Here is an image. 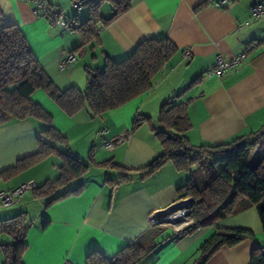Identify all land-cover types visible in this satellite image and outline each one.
Returning a JSON list of instances; mask_svg holds the SVG:
<instances>
[{"label": "crops", "instance_id": "obj_1", "mask_svg": "<svg viewBox=\"0 0 264 264\" xmlns=\"http://www.w3.org/2000/svg\"><path fill=\"white\" fill-rule=\"evenodd\" d=\"M67 21L49 24L35 11V4L25 0H0V17L7 25L23 32L39 64L60 89L87 85L86 67L102 69L105 57L122 60L145 38L167 37L177 47L152 88L120 107L92 116L82 108L67 115L42 89L31 99L51 116L54 126L68 140L61 148L88 164L87 171L65 186L80 192L48 203V198L26 192L16 204L0 207V219L26 212L32 223L25 240L23 264H85L86 256L99 249L111 257L124 246L154 228L149 225L152 211L179 201L178 188L192 178L206 180L200 167L191 172L178 171L170 162L151 175L142 177L137 168L161 153L160 141L151 127L157 128L160 106L179 94L178 101L189 99L186 110L189 128L185 136L193 145L221 143L249 134L264 126V18L251 15L253 5L264 0H226L223 6L206 0H132L131 7L109 23L99 27L95 43L79 46V33L70 24L82 19L71 11L66 0H46ZM103 3V17L112 14ZM77 15L78 21L73 20ZM87 17V14H86ZM247 24L239 27V24ZM92 46V47H91ZM185 49L190 55L185 56ZM69 52L75 61L64 69L59 60ZM245 54L243 61L220 77H204L216 56L231 58ZM193 80H197L191 84ZM150 119L133 128L137 115ZM45 127L37 120H11L0 126V190H9L32 181L40 185L58 176L60 163L50 155L31 167L6 177V169L37 150V136ZM106 128V130H104ZM123 137L115 149L102 148L104 140ZM50 160V161H49ZM124 177V179H121ZM245 228L252 232L233 246H222L204 264H250L251 252L264 247V233L254 206L248 205L210 227L172 239L173 227L162 229L155 239L157 248L146 253L136 264H194L198 250L216 230ZM11 238L0 233V245ZM0 264L3 254L0 249Z\"/></svg>", "mask_w": 264, "mask_h": 264}, {"label": "trees", "instance_id": "obj_2", "mask_svg": "<svg viewBox=\"0 0 264 264\" xmlns=\"http://www.w3.org/2000/svg\"><path fill=\"white\" fill-rule=\"evenodd\" d=\"M214 1L206 0L196 9ZM103 3H109L113 10L106 18L100 13ZM131 3L132 0H87L86 19L79 22L76 15L73 20L76 19L78 24L72 21L70 24L81 38L74 51L93 45L99 27L123 14ZM176 51L177 47L167 37L151 36L135 45L122 60L115 61L106 56L102 69L86 67L88 77L84 90L75 86L60 89L39 64L21 29L5 24L0 17V126L11 120L25 119L45 125L37 136L36 152L19 159L2 174L6 177L15 175L50 155H57L61 160L58 176L36 185L31 193L38 198H48L47 204H50L80 192L82 185L73 190H60L81 177L88 164L58 149V145L68 146V140L54 126L52 116L31 99L32 92L44 90L67 115L85 108L92 116H98L148 92L154 78ZM179 94L160 106V128L151 127L160 141L161 153L136 169L146 177L170 162L178 171L191 172L192 168L200 167L205 172L206 180L195 182L190 178L178 188V199L191 198V222L176 230L171 238L179 239L198 228L210 227L248 205L255 207L264 233V126L229 141L193 145L185 136L189 128L186 114L189 99L178 101ZM149 119L138 114L133 120V128ZM31 223L26 212L0 219V233L11 238L10 242L0 245L3 264H23L22 256L28 246L25 237ZM162 231L157 226L148 230L111 257L93 249L86 256L85 264H136L146 253L157 248L155 239ZM246 236H252V232L245 228L216 230L200 246L194 264H204L220 247L233 246ZM250 264H264V247L251 252Z\"/></svg>", "mask_w": 264, "mask_h": 264}, {"label": "built area", "instance_id": "obj_3", "mask_svg": "<svg viewBox=\"0 0 264 264\" xmlns=\"http://www.w3.org/2000/svg\"><path fill=\"white\" fill-rule=\"evenodd\" d=\"M87 0H70V5L75 10H80L86 3ZM35 4V11L40 16L47 19L49 24H60L66 25L67 21L62 17L60 13L53 10L51 5L46 0H33ZM226 0H215L213 4L216 7L224 5ZM251 15L257 18H264V5L257 3L250 9ZM247 24H239V27ZM185 56L190 55V50L185 49ZM245 54H239L231 58H225L221 54L216 56L214 65L204 71V77L217 76L220 77L231 69L236 68L244 59ZM76 54L69 52L59 60V67L64 69L69 63L75 61ZM106 130V128L104 129ZM124 141L123 137H119L115 140H104L102 142V148L108 151L115 149V146ZM35 183L32 181L23 183L15 188L9 190H0V207H9L17 202L24 196L26 192L31 191L35 187ZM191 198H181L179 201L173 203L167 208L152 211L149 215V225L156 227L161 224H170L178 230L184 225H188L191 222ZM63 264H72L70 261L65 260Z\"/></svg>", "mask_w": 264, "mask_h": 264}, {"label": "rangeland", "instance_id": "obj_4", "mask_svg": "<svg viewBox=\"0 0 264 264\" xmlns=\"http://www.w3.org/2000/svg\"><path fill=\"white\" fill-rule=\"evenodd\" d=\"M66 3H68L69 4V0H66ZM69 7L71 8V11H73L75 14H77V12H78V10H75L73 7H71V5L69 4ZM86 9V8H85ZM79 14H80V16H81V18L82 19H84V18H86V10H83L82 12H79ZM157 123H158V121H157ZM159 124V123H158ZM157 128L159 129L160 128V126L159 125H157ZM59 150H61V151H64L62 148H61V146L59 147ZM65 152V151H64ZM51 159H54V161H57L58 163H60L61 162V160H60V158L58 157V156H56V157H52ZM50 161V160H49ZM185 226H187V225H184V226H182V227H185ZM157 227H160L161 229H164V228H171V227H173L172 225H170V224H161V225H159V226H157ZM174 229H177V228H175V227H173Z\"/></svg>", "mask_w": 264, "mask_h": 264}]
</instances>
